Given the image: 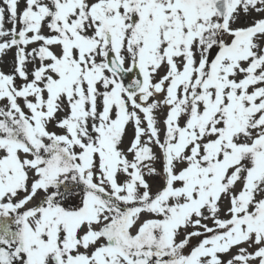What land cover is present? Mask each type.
Here are the masks:
<instances>
[{"label":"snow or ice","instance_id":"6c2138e0","mask_svg":"<svg viewBox=\"0 0 264 264\" xmlns=\"http://www.w3.org/2000/svg\"><path fill=\"white\" fill-rule=\"evenodd\" d=\"M0 264H264V0H0Z\"/></svg>","mask_w":264,"mask_h":264}]
</instances>
